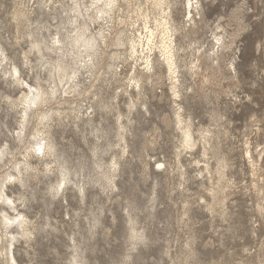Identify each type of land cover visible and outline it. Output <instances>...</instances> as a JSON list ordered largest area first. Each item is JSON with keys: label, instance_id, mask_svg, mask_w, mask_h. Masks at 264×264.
<instances>
[{"label": "rangeland", "instance_id": "374dc122", "mask_svg": "<svg viewBox=\"0 0 264 264\" xmlns=\"http://www.w3.org/2000/svg\"><path fill=\"white\" fill-rule=\"evenodd\" d=\"M45 1L0 0V46L7 57L4 65L11 73L16 66L31 85L39 80L44 84L49 78L35 52L29 54L32 67L24 60L25 53L31 50L28 33L34 32L37 39L43 36L49 39L50 33L55 32V15L35 8ZM177 1L174 19L177 23L186 22V0ZM27 7L34 9L31 19L35 24L31 28L28 22H23L18 29L13 13ZM200 10L204 22L199 24L202 29L197 35L190 34L193 48L202 45V50L208 51L216 43L214 32L225 36L227 42L234 40L235 44L221 56L225 61L223 74L217 75L215 84L212 82L214 86L210 85L203 93L184 94L181 103L196 127L221 130L211 142L209 158L217 155L228 160L227 174L235 185L214 189L218 199L227 197L226 209L217 205L212 213L207 208L213 201L211 190H207L211 184L197 176L199 169L194 163L196 159L203 160L200 143L194 153L182 154L179 166L176 154L180 133L174 123L166 124L168 118L174 120L169 82L164 81L155 90L150 84L144 86L145 105L138 104L129 114V99L122 93L116 96L121 82L108 73L92 89L97 97L93 99L94 95H89L95 109L91 123L86 118L62 121L54 117L49 129L58 163L70 167L74 183L82 180V194L73 184L55 194L52 187L57 186L59 174L45 171L43 162L34 156L29 160L38 167L36 176L29 178L24 174V186L9 185L3 179L8 173L17 174L15 166L24 160L18 152L24 150L15 138L21 120L7 97L17 100L25 90L5 75L7 70L1 65L0 151L6 149L15 155L5 157V161L11 162L1 169L0 182L7 184L5 192L17 202L18 210L28 217L34 231L33 239H20L16 244L13 251L18 263L74 264V257L79 254L80 264H264V215L258 212L260 200L243 157L246 140L252 149L260 144L264 174V0H200ZM217 27L222 28L216 30ZM178 41L185 44L180 36ZM230 62L235 71L226 67ZM106 79H111L112 86ZM182 80L186 88L192 85L186 72ZM53 105L55 109H69L68 105ZM119 113L129 122L125 141L121 142L117 133ZM122 142H126L128 152L119 161L116 187L108 188L100 174L109 171L111 157L120 154L118 146ZM97 162L103 169H98ZM211 162L215 168L216 160L211 158ZM158 163H163L165 168L157 167ZM180 172L185 177L181 178ZM3 210L17 215L0 204V235L8 228V232L18 233L17 227L3 225ZM133 224L141 234L139 240L131 238ZM0 264H5L2 258Z\"/></svg>", "mask_w": 264, "mask_h": 264}, {"label": "bare ground", "instance_id": "6f19581e", "mask_svg": "<svg viewBox=\"0 0 264 264\" xmlns=\"http://www.w3.org/2000/svg\"><path fill=\"white\" fill-rule=\"evenodd\" d=\"M28 2L27 4H30ZM177 4V0H46L44 3H38V7L35 8L44 9L50 14H54V18L51 17L54 21H57V25L54 24L55 32L50 33L49 39L45 36L42 37L43 34L41 33L42 38L40 39L35 38L34 32L28 33L27 36L32 39L30 42L31 50L25 53L24 60H26L28 67L29 65L32 67L29 64L31 63L29 54L35 52L38 55L42 70H46L49 74V78L45 79L44 84L40 80L36 85L28 84L22 78L16 66H14L12 73L8 71L7 66L4 65L7 62V57H5L0 46V66L4 65V69L7 70L5 75H9L13 82L18 83L25 90L20 98H16L17 100L7 97L10 101V107L12 106V109L17 110L19 120H21L20 128L14 136L22 145L21 149L24 151L20 150L18 153L21 152L24 160L16 164V175L8 173L3 181H9V185L19 183L24 186L25 180L23 177L25 178L27 175L32 178L38 172V167L30 161L34 156L43 162L45 171L59 174L57 175L59 178L57 186L52 187L55 194L59 195L64 190L63 188L70 187L71 184L78 187V193L81 192L80 194H82L84 187L82 180L74 183L71 179L73 174L70 167L64 163H58L55 145L50 139L49 129L51 123L55 120L54 117L62 121L67 118L79 121L88 119V123H91L93 121L92 115L95 112L93 99L97 97L92 89L95 83L100 81L101 76L108 73V76L112 75L115 80L121 82V90L116 92V96L119 97V94L122 93V96L129 99V105L127 106L129 114L133 113L138 104L143 106L142 99L146 97L143 93L144 86L150 84L151 86H149L155 90L156 86L164 85V81L169 82L171 101L174 105V120L168 118L166 124L170 126L174 123L176 130L180 133V145L177 148L179 152L176 154L179 166L182 154L184 152L194 153L200 143L203 148V160L196 159L194 163L199 169L197 176L202 180L207 179L211 184V188L207 190H211L213 201L210 205L208 204L207 208L213 213L217 205L222 208L226 207L227 197L224 195L221 199H218V192L214 189H227L231 188V184H234L227 174L228 160L218 158L217 155L212 156L211 158H214L217 162V166L214 168L212 167L211 158H209V152L212 149L211 142L215 136L221 133V130L217 132L209 127H196L192 117L186 114L181 100L184 94L189 92L196 94V91L203 93L206 92V89L208 90V87L209 89L212 87L210 85H213L212 82L217 75L223 74L222 66L225 61H223L222 57L224 56L222 55L225 51L231 50L234 40L227 42L228 40L226 41L224 35V37H221L218 32H214L213 40L216 43H213L208 51H203L202 45L193 48V42L189 40L190 34L197 35L202 29L199 24L204 22L200 10V0L185 1L184 10L186 11L185 19L187 21L182 23H177L174 19V10ZM189 4H191V7H189ZM33 12V8L27 7L18 9L13 13L18 29L23 22H28L29 27L32 28L34 21L32 22L33 19L31 18L33 17L31 15ZM189 16H191V19H189ZM51 27L50 29H52ZM221 28L217 27L216 30ZM179 36L185 42L184 45L179 43ZM233 38L235 37L233 36ZM57 39L59 40L58 45L53 43ZM226 67L235 71L233 62H230ZM185 72L192 79V85L187 88L182 80ZM232 79H235V77ZM110 80L107 81L110 83L109 85H111ZM90 94H93L94 98L88 100ZM86 101L90 102L85 104ZM53 104H56V106L68 105L69 109H55ZM117 118L118 137L120 142L125 141L126 124L129 122L126 123L124 116L120 113ZM255 121H252V123H255ZM30 124H33V126L31 131L28 132ZM248 142L249 140H246L244 143L247 147L243 157L248 164L252 187L260 200L257 206L258 212L263 216L264 174L261 164L263 150H259L260 144H256V147L252 149L251 144ZM122 143L124 144L118 146L121 151L120 154L118 152V155L113 154L111 157L108 165L109 171L107 170L106 174H100L102 179L104 178L109 184L108 188L116 187L115 177L119 171V161L128 152L126 142ZM7 155L13 156L15 154L6 149L0 151V171L11 162L10 160L5 161ZM157 165H163L162 168L160 167L161 169L165 168L163 163ZM97 167L103 169V165L98 162ZM183 167L182 165L180 168ZM184 174V172H180L181 178L185 177ZM215 178H217V184H215L217 187L214 186V183H216L214 182ZM3 181L0 182V204L7 206L17 215L12 216L8 213L9 211L3 210L1 220L5 228L11 225L17 227L20 231L10 233L8 228L5 230L4 235H0V258L4 260L5 264H20L14 256L13 250L16 244L22 241L20 239L30 240L34 235V231L30 228L31 221L28 217L18 210L17 202L5 192L4 188L7 187V184ZM61 184H63L62 188L60 187ZM21 199L19 198L20 201ZM9 201H11V204L8 203ZM33 227L36 229L35 226ZM131 232L132 239L139 240L141 238V234H139V231L136 232L134 224ZM78 258L79 254L75 255L74 264L81 263Z\"/></svg>", "mask_w": 264, "mask_h": 264}, {"label": "snow or ice", "instance_id": "6c2138e0", "mask_svg": "<svg viewBox=\"0 0 264 264\" xmlns=\"http://www.w3.org/2000/svg\"><path fill=\"white\" fill-rule=\"evenodd\" d=\"M189 7H191V4H189ZM189 19H191V16H189ZM53 43L58 45L59 44V40L58 39L54 40ZM25 87H27V85H25ZM157 167H161L162 168L163 165H157ZM9 179H11V178H9ZM60 187L62 188L63 184H61ZM53 191H55V190H53ZM8 203L11 204V201H9Z\"/></svg>", "mask_w": 264, "mask_h": 264}]
</instances>
